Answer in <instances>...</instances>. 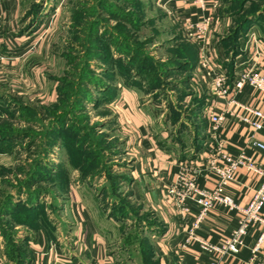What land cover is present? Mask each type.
Returning a JSON list of instances; mask_svg holds the SVG:
<instances>
[{"label":"crops","instance_id":"1","mask_svg":"<svg viewBox=\"0 0 264 264\" xmlns=\"http://www.w3.org/2000/svg\"><path fill=\"white\" fill-rule=\"evenodd\" d=\"M158 1L161 2V7L169 9L167 12H170L171 21L169 23L167 18L166 31L172 42H177L176 46L183 41L192 43L190 38L183 34L181 16H188L193 21L198 20L199 16L209 17L204 50L211 67L215 72L219 71L226 76L229 87L234 72L239 68L251 67L264 71V29L259 28L256 23H252L245 34L238 38V50L234 55L231 56L227 50L224 32L232 29L233 20L230 16L217 13L223 0H205L202 6L182 0ZM27 9L26 0H0V55L8 57L0 60V264L9 263L7 249L11 246L16 249L23 248V256L17 259L26 264L133 263L136 258L132 256L116 262L119 252L109 248L108 244L110 237L114 236L113 231L123 219L118 221L110 216H102L100 205L97 203L100 195L95 187L77 180L74 177L75 171H69L62 179L64 183L60 190L61 206L57 216L60 215L66 228L57 230L55 237L50 236V228L37 224L35 218L30 219L29 223L13 218L11 225L6 226L5 220L8 216L19 215L25 209L34 215L38 204L42 202L44 205L41 213L49 214L50 218L52 216V209L45 205V195H41L44 200L38 195L32 197L33 202H25L26 200L20 201L26 197L25 192L16 195L12 189H2L4 181L13 177L11 169L17 168L22 160L17 154L21 150L24 151L17 145L19 137L12 130H16L17 123H20L21 127L33 125L31 119L37 116L41 109L55 102L58 95L55 73L51 71L54 54L50 50V38L45 35L46 32L42 33L43 28L49 29L51 18L43 17L41 20L40 17L37 21L34 19L27 24ZM196 56L198 58V52ZM196 56L192 53L188 58L182 54L177 59L186 66L184 70L188 71L191 100H195L192 106L197 112L195 116L201 121V125L192 131L198 136L195 146H179L177 140L168 136L160 118V103L152 99L142 101L145 96L142 88L123 82V75L117 74L113 80L106 81L107 88L105 87L102 93L104 109L106 117L109 116L112 121L114 134L122 145L121 152L125 156L122 159L127 163L123 169L127 174L129 199L139 202L154 219L141 227L142 235L149 242L152 260L157 264H205L209 259L216 258L220 264H246L251 255L250 247L259 233L256 224L246 229L236 254L204 251L196 241H190L180 247L198 206L188 200L187 213L180 217L165 193L173 182L180 163L194 164L200 157L212 154L218 142L230 154L241 150L251 160L264 164V151L251 144L252 140L264 144V120L262 127L254 130L241 121L240 117L244 116V113L238 105L226 103L227 98L231 96L242 105L260 109L264 105V97L257 90L247 86L239 91L229 92L224 97L215 96L209 83L214 71L208 66H198ZM209 109L213 112H223V119L213 134L208 132L206 112ZM20 111L31 113V119L19 116ZM39 125L41 126L40 123ZM33 127H37V124ZM21 138L24 139L23 143L29 139L26 135ZM39 138L42 142L43 138ZM37 139L35 136L32 141L26 140L27 150L35 146ZM40 146L36 165L43 167L47 164L48 167L47 145L44 146L46 156L43 154V146ZM26 162L30 163V159ZM195 183L201 188L211 189L215 185V177L204 170L195 176ZM259 183V177L254 172L238 168L231 180L225 182L222 190L230 195L235 203L245 205ZM5 195H10L9 199ZM260 214L264 216V205L260 208ZM236 218L233 210L221 205L213 206L205 212L193 233L217 248L234 228ZM258 248L253 264H264V241ZM10 252L15 254L12 250Z\"/></svg>","mask_w":264,"mask_h":264},{"label":"rangeland","instance_id":"2","mask_svg":"<svg viewBox=\"0 0 264 264\" xmlns=\"http://www.w3.org/2000/svg\"><path fill=\"white\" fill-rule=\"evenodd\" d=\"M26 1L27 24L40 17L51 18L49 29L43 28L42 33L46 32L50 38V50L54 54L51 71L55 73L58 95L55 102L32 119L31 113L19 112V116L31 119L37 127H21L20 123L16 124V130L11 127L19 137L17 145L24 151L17 154L22 160L17 168L11 169L13 177L4 181L2 189H12L16 195L25 192L26 197L20 199L25 202L45 195L41 200L45 198L52 216L41 213L44 204L37 203L34 221L50 228V236L55 237L57 230L65 227L60 215L57 216L62 179L69 171H75L77 180L95 187L100 195L97 203L102 216L123 219L108 243L109 248L119 252L116 262L132 256L136 259L130 264H150L148 257H144L149 242L141 227L154 219L139 202L129 199L128 179L123 169L127 163L122 159L125 156L112 121L106 117L102 93L107 88L106 81L113 80L117 74L123 75V82L128 80L142 88L145 94L142 101L152 99L160 103V118L168 136L177 140L179 146H195L198 136L192 131L201 121L192 106L195 100H191L188 71L177 60L189 47L184 41L182 46H176L177 42L169 38L166 20L171 21L170 12L158 0ZM217 13L230 16L233 26L243 18L259 17L253 24L264 29V0H223ZM231 30L224 32L229 46ZM24 135L28 141L38 138L30 150L26 147L28 141L23 143ZM39 137L43 138L42 142ZM40 145L44 156L47 145L48 167L36 165ZM72 156L82 158L81 164L73 167L69 159ZM17 172L19 175H15ZM5 221L8 227L14 219L8 216ZM7 252L8 264H26L17 259L23 256V248L11 246Z\"/></svg>","mask_w":264,"mask_h":264},{"label":"built area","instance_id":"3","mask_svg":"<svg viewBox=\"0 0 264 264\" xmlns=\"http://www.w3.org/2000/svg\"><path fill=\"white\" fill-rule=\"evenodd\" d=\"M194 4L204 5L205 0H182ZM182 27L190 40L196 45L198 50L197 64L201 67H211L206 51L204 50V38L209 26V17L199 16L198 20L193 21L188 16H181ZM252 32L250 35L252 36ZM8 59L7 56L0 55V60ZM214 71V68L211 67ZM226 76L214 71L210 83V90L215 96H226L229 92H236L243 87H251L264 97V71L256 68L245 69L239 68L234 72L233 78L230 81L229 87L226 83ZM228 105H238L244 116L241 115V121L254 130L260 129L264 120V105L257 109L248 107L238 103L235 99L229 96L226 100ZM206 117L208 118V132L214 133L219 123L223 119V112L207 110ZM251 144L261 151H264V144L252 140ZM215 151L206 156L200 157L194 164L190 162L180 163L179 169L176 172L175 178L165 193L170 201H172L175 212L184 217L187 213L188 200L193 201L198 210L190 221L186 230V238L180 247L188 244L190 241H196L201 250H215L219 253L229 252L236 254L238 247L242 244L243 236L246 234V229L256 224L258 226V236L254 244L250 247V257L246 264H253V260L259 250V245L264 241V216L260 214V208L264 205V164L255 160H251L241 150L235 154L228 153L220 142L215 146ZM238 168H244L247 171L254 172L259 177V186L254 190L249 202L245 205L235 203L230 195L223 192L222 188L226 181L231 180L232 175ZM211 173L215 177V185L211 189L201 188L195 183V176L202 171ZM223 206L229 210H233L237 216L236 224L230 233L222 240L219 247H213L207 241L198 238L193 229L196 228L199 222L203 219L205 212L213 206ZM264 262V256L262 257ZM205 264H220L216 258L209 259Z\"/></svg>","mask_w":264,"mask_h":264},{"label":"trees","instance_id":"4","mask_svg":"<svg viewBox=\"0 0 264 264\" xmlns=\"http://www.w3.org/2000/svg\"><path fill=\"white\" fill-rule=\"evenodd\" d=\"M256 18H259V17H256ZM256 18H253V19H252V17L243 18L240 23H238V24H236V25H234L232 27V30H231V35L232 36L230 35L232 37V42L230 43V46L228 45V42H227L228 37L226 36L227 38H225L226 39L225 40L226 41L225 42V46L228 48L227 50L230 51L231 56L234 55L237 52V50H238L237 49V40H238V38L240 36H243L245 34V32L248 29V27L254 22L253 20L256 19ZM184 43H186V42H184ZM180 45L182 46L183 43L180 44ZM187 47H189V48H187L188 49L187 50V53H186V51H184V49H182V51H184V56H187L188 58H190V55L192 53H194L195 56L197 55L198 50H196V45L194 43L187 44ZM178 50L181 51V49H179V48H178ZM196 58H197V56H196ZM124 82L126 84L133 85L132 82H129L128 80L127 81H124ZM57 93H58V90H57ZM74 149H76L75 146H74ZM69 159H70L71 165L73 167H76V166L79 165V163L81 164V159L82 158L80 160H78V159H76V157H73L72 156ZM88 159H90V158H88ZM34 215L31 214V213H29L28 210L25 209V211H22L21 214L16 215V216H12V218H14L15 220L17 219V220H20V221L21 220L22 221H27L29 223L30 222V219H34ZM114 219L121 220V217H120V219L119 218H114ZM144 251H145L144 257H148V259L151 261L150 264H157L156 261L152 260V258H151L152 252L150 251V245L149 244L145 247V250Z\"/></svg>","mask_w":264,"mask_h":264}]
</instances>
